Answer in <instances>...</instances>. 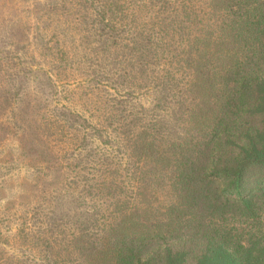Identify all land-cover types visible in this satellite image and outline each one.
Returning a JSON list of instances; mask_svg holds the SVG:
<instances>
[{
    "label": "trees",
    "instance_id": "obj_1",
    "mask_svg": "<svg viewBox=\"0 0 264 264\" xmlns=\"http://www.w3.org/2000/svg\"><path fill=\"white\" fill-rule=\"evenodd\" d=\"M2 115L38 170L104 189L112 138L167 202L21 228L0 264H264V0H0Z\"/></svg>",
    "mask_w": 264,
    "mask_h": 264
},
{
    "label": "rangeland",
    "instance_id": "obj_2",
    "mask_svg": "<svg viewBox=\"0 0 264 264\" xmlns=\"http://www.w3.org/2000/svg\"><path fill=\"white\" fill-rule=\"evenodd\" d=\"M76 80L77 78H70L67 85L70 90L74 89L77 95L80 89L76 86ZM138 103L144 107L149 105L146 97L140 98ZM1 117L3 122L0 124L3 128L0 129V230L3 236L0 239L3 243H9L7 247L13 245L10 250L12 253L18 255L27 253L23 243L18 245L19 248L16 247V235L21 228L32 233L36 225L44 227L47 223L56 222L59 218L67 222L61 227L67 228L72 225L69 223L73 221L72 216L84 214L87 217L88 213H91L93 217L97 213L100 221L105 218L107 226L116 223L122 216H124L122 220H125L126 216L129 217L126 211L132 205L137 206V209L132 211L137 216L136 220H139L142 212H146L140 209L141 200L135 195L136 187L144 191V185L147 190H150L157 186L159 180L145 179L142 185L138 176L135 175L132 160L127 159L125 147L122 148L123 154L116 152V145L112 142V138L108 145L110 165L108 171L106 170V187L99 188V190L90 189L86 192V184L83 185L77 176H67L66 173V179L74 178V181L63 182L59 174L53 171L38 170L41 162H38L34 155H27V146L22 148L19 145L21 143H18L20 142L19 135L23 133L20 122L22 119L15 118L17 123L8 115ZM35 128L33 125L32 132ZM26 132L27 137H31L32 134L28 133V130ZM35 135L37 136L36 133ZM53 145L56 147L59 143ZM32 149L37 150L35 146ZM117 162L119 165H115ZM260 176L257 168L250 167V170H247L249 181L257 180ZM131 187L134 188V193L130 200ZM159 191L158 197L162 204L154 207L152 212H146L149 216L148 221L159 216L163 204L167 202L165 189H159ZM81 199H84L87 205L82 204ZM33 213L37 214V218L34 219ZM261 215V225H264V214L261 213Z\"/></svg>",
    "mask_w": 264,
    "mask_h": 264
}]
</instances>
